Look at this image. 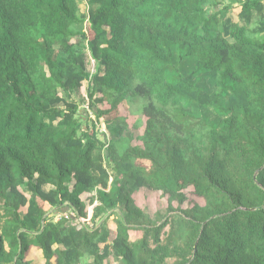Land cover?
<instances>
[{
  "label": "trees",
  "instance_id": "trees-1",
  "mask_svg": "<svg viewBox=\"0 0 264 264\" xmlns=\"http://www.w3.org/2000/svg\"><path fill=\"white\" fill-rule=\"evenodd\" d=\"M87 4L0 0V264H264V0Z\"/></svg>",
  "mask_w": 264,
  "mask_h": 264
},
{
  "label": "rangeland",
  "instance_id": "rangeland-1",
  "mask_svg": "<svg viewBox=\"0 0 264 264\" xmlns=\"http://www.w3.org/2000/svg\"><path fill=\"white\" fill-rule=\"evenodd\" d=\"M88 0H79V9L81 13H86L88 10ZM239 7L235 6L231 14L233 15L234 19L237 20V13L239 11ZM84 31H87V25L84 22L83 23V28ZM85 61H86V67L90 72H93L95 69L94 62L91 59L90 55L88 52H85L83 55ZM88 83L85 81L83 82L82 86L79 88V91L75 92L73 94V98H76V100L79 101L80 104V109H85L86 114H87V119H85L87 123H91V121L95 120V116L92 114L89 106H88V99L86 98V89H87ZM84 99V100H83ZM60 107L63 106V104H59ZM127 112V111H126ZM126 112L124 114H126ZM129 113V112H128ZM123 114V115H124ZM141 118V115H133L129 116L127 118V123L129 124L131 131L133 132L134 135H140L143 132V125L139 124L138 126H134L136 123H138L139 119ZM143 118V117H142ZM144 119V118H143ZM134 124V125H133ZM96 127L98 128V131L105 133L107 136L111 134V132L106 128V125L104 123V118H100L99 122L96 123ZM45 189H48L49 186L45 185ZM137 193V192H136ZM137 206H139L152 220L155 219L156 211H160L162 214L166 212V197L160 192V191H151L148 189H143V191H139L137 193ZM199 202H201L199 199H197ZM92 207L88 208V213L91 211ZM50 215V214H49ZM58 218V214L55 215V219ZM89 217L85 218L88 219ZM115 214H111L108 218V223L111 226L112 230H115ZM140 232L130 230L129 231V237L130 240H134L135 238L139 237ZM40 255V254H39ZM34 263L35 264H41L42 260L37 258V254L34 256Z\"/></svg>",
  "mask_w": 264,
  "mask_h": 264
},
{
  "label": "crops",
  "instance_id": "crops-1",
  "mask_svg": "<svg viewBox=\"0 0 264 264\" xmlns=\"http://www.w3.org/2000/svg\"><path fill=\"white\" fill-rule=\"evenodd\" d=\"M144 189H146V188H144ZM142 190V189H141ZM149 190V189H148ZM140 191V190H139ZM143 191V190H142ZM152 191V190H151ZM91 214H92V209H91V211L88 213V215H87V217H91ZM110 226V225H109ZM110 228H111V226H110ZM112 229V228H111ZM115 231V230H114ZM35 254H37V258H39V259H41V254H40V251H37ZM40 254V255H39Z\"/></svg>",
  "mask_w": 264,
  "mask_h": 264
},
{
  "label": "built area",
  "instance_id": "built-area-1",
  "mask_svg": "<svg viewBox=\"0 0 264 264\" xmlns=\"http://www.w3.org/2000/svg\"><path fill=\"white\" fill-rule=\"evenodd\" d=\"M61 215H66V213L58 214V218H59ZM80 220H81L82 222H89V218H88V219L80 218Z\"/></svg>",
  "mask_w": 264,
  "mask_h": 264
}]
</instances>
